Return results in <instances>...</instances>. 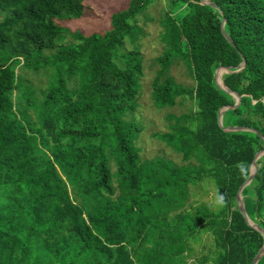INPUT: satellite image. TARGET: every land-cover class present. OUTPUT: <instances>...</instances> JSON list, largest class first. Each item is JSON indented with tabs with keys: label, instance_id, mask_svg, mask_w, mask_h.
Returning a JSON list of instances; mask_svg holds the SVG:
<instances>
[{
	"label": "trees",
	"instance_id": "1",
	"mask_svg": "<svg viewBox=\"0 0 264 264\" xmlns=\"http://www.w3.org/2000/svg\"><path fill=\"white\" fill-rule=\"evenodd\" d=\"M84 1L0 0V264H253L264 233L238 190L264 150V0H168L152 96L159 108L191 106L154 136L182 162L144 158L138 145L139 16L153 0H130L104 32L57 22L82 17ZM180 60L193 85L170 73ZM219 66L242 95L222 126L237 98L217 84ZM257 163L242 195L264 228V153ZM208 178L218 206L191 200ZM204 233L213 249L196 258Z\"/></svg>",
	"mask_w": 264,
	"mask_h": 264
},
{
	"label": "rangeland",
	"instance_id": "2",
	"mask_svg": "<svg viewBox=\"0 0 264 264\" xmlns=\"http://www.w3.org/2000/svg\"><path fill=\"white\" fill-rule=\"evenodd\" d=\"M129 2L130 0H85V13L82 17L57 22L72 30H81L86 34L95 31L104 32L111 27L112 14L117 10L126 8ZM167 6L168 0H153L146 11L139 16V24L144 29V34L140 40L144 55V75L141 78L139 106L135 117L143 125L138 145L144 158L161 155L182 162L181 154L175 152L165 142L154 136L156 132L169 130V113L180 114L188 111L191 106L189 100L182 101L179 98L176 105L159 108L155 105L152 96L153 80L160 69L157 58L163 53L165 46L161 39V33L163 32L161 19ZM7 13L8 11L0 9L1 18ZM73 39V36L68 33L64 42H70ZM23 72L37 86L45 83L46 78L43 74L33 71ZM170 73L178 82L185 85L195 83L184 61L180 60L173 63L170 67ZM191 191V200L209 202L214 206L221 204L218 188L212 179L208 178L201 181L199 185H192ZM213 244V236L210 233H204L201 241L195 243L197 252H195L194 257L197 258L202 253H208L213 249Z\"/></svg>",
	"mask_w": 264,
	"mask_h": 264
},
{
	"label": "water",
	"instance_id": "3",
	"mask_svg": "<svg viewBox=\"0 0 264 264\" xmlns=\"http://www.w3.org/2000/svg\"><path fill=\"white\" fill-rule=\"evenodd\" d=\"M203 2L205 3H209L211 5H213L214 7H217L218 8V5L211 1V0H202ZM224 25H225V19H223V28H224ZM226 37L229 39V41L233 42V39L226 33L224 32ZM242 69L244 66H245V61L240 65ZM221 69H224V70H228V71H232V69L230 67H224V66H219L217 71H216V82L217 84L227 90L228 92H230L231 94H233L236 98H237V102L236 104H234L233 106H225L223 108L220 109L219 113H218V119H219V123L220 125L222 126V117H223V113L229 109V108H232V107H237L240 102H241V98H242V95L235 92L234 90L230 89L225 83H224V80L222 78V74H221V80H222V83L220 81V70ZM239 69V70H240ZM226 130H239V129H251V128H247V127H238V126H232V127H225ZM253 131H257L255 129H252ZM264 153V150L263 151H260L256 154L255 156V159L253 161V164H252V167H251V173L249 175V177L246 179V181L243 182V184L240 186L239 190H238V203H239V206H240V209H241V212L242 214L245 216V218L248 220V222L250 223V225H252L253 227L257 228L258 230H260L262 233H264V228L262 226H260L259 224H257L256 222H254L248 215L247 211H246V208H245V204H244V201H243V195H242V190L243 188L248 185L254 178L256 172H257V169H258V163H257V160L258 158L260 157L261 154ZM264 255V244L262 246V248L259 250L258 254L255 256L254 260H253V264H258L259 260L261 259V257Z\"/></svg>",
	"mask_w": 264,
	"mask_h": 264
},
{
	"label": "bare ground",
	"instance_id": "4",
	"mask_svg": "<svg viewBox=\"0 0 264 264\" xmlns=\"http://www.w3.org/2000/svg\"><path fill=\"white\" fill-rule=\"evenodd\" d=\"M223 73V71L222 72H220V79H221V74Z\"/></svg>",
	"mask_w": 264,
	"mask_h": 264
}]
</instances>
